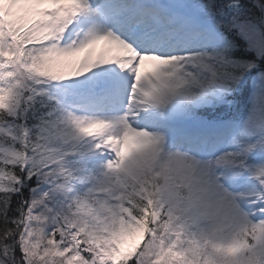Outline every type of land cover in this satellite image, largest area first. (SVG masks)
<instances>
[{
    "label": "snow or ice",
    "instance_id": "snow-or-ice-1",
    "mask_svg": "<svg viewBox=\"0 0 264 264\" xmlns=\"http://www.w3.org/2000/svg\"><path fill=\"white\" fill-rule=\"evenodd\" d=\"M0 264H264V0H0Z\"/></svg>",
    "mask_w": 264,
    "mask_h": 264
},
{
    "label": "rangeland",
    "instance_id": "rangeland-1",
    "mask_svg": "<svg viewBox=\"0 0 264 264\" xmlns=\"http://www.w3.org/2000/svg\"><path fill=\"white\" fill-rule=\"evenodd\" d=\"M146 67H150V65H147ZM137 239V238H136ZM133 242H135V240L134 239H132V238H129V240H128V243L125 245V247H128L130 244H132Z\"/></svg>",
    "mask_w": 264,
    "mask_h": 264
},
{
    "label": "trees",
    "instance_id": "trees-1",
    "mask_svg": "<svg viewBox=\"0 0 264 264\" xmlns=\"http://www.w3.org/2000/svg\"><path fill=\"white\" fill-rule=\"evenodd\" d=\"M138 239V238H137ZM134 243V242H133Z\"/></svg>",
    "mask_w": 264,
    "mask_h": 264
}]
</instances>
